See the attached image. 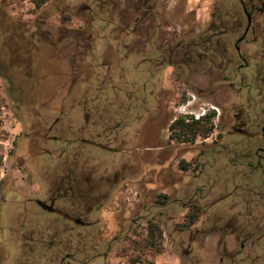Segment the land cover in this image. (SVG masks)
<instances>
[{"label":"rangeland","instance_id":"rangeland-1","mask_svg":"<svg viewBox=\"0 0 264 264\" xmlns=\"http://www.w3.org/2000/svg\"><path fill=\"white\" fill-rule=\"evenodd\" d=\"M163 1L159 0V5H169L168 21L171 22L181 23L183 16L188 23L194 21L195 13L191 11L200 8L198 20L208 23L217 2H221L224 19L234 20L228 17L232 9L225 0ZM135 3L136 0H46L36 9L32 0H0V60L4 61L3 43L9 38L22 36L27 42L35 37L42 39L36 40L38 49L26 54L28 57L22 59V63L15 57L10 59L11 72L14 73L13 67H16L22 73L21 76L15 74L13 102L0 78V230L11 227L6 213L22 208V202L13 193L22 187L20 156L27 139L24 123L31 112L35 113V118L44 116L37 113L38 107L32 106L46 99L28 98L31 86L36 85L41 91L58 87L59 97L43 111L47 117L61 116V111L75 105L73 111L65 113L73 119L74 138L104 143L89 133L103 132L107 128L101 130L100 124H92L88 131L83 130L86 117H104L121 122L119 138L126 141L125 148L135 147L137 132L140 136L143 134L139 137V147L155 148L140 152L139 159L136 156L132 159L130 154H109V159H126L129 168L132 160L136 159L138 165L137 175L127 174V183L112 193L111 203L104 205L98 215L101 221L98 228L107 234L89 238L59 237L54 243L59 246L51 251L50 245L44 243L39 249L38 264H51L52 258L53 264H62L61 260L76 245L90 246L89 255L95 258L88 264H232L227 260L221 262L217 254H221L219 251L225 245L230 250L246 241L244 235L236 242L227 234L233 230H237L238 235L244 234L241 229L245 227H249L247 231L259 227L258 235L264 236V221L258 217H254L255 221L249 220L245 216L248 210L259 213L256 203H260L261 197L256 192L264 190L261 186L250 187L252 170L246 165L233 168L232 160L239 153L232 155L228 151L237 147L241 152L247 141L228 136L229 126L225 124L226 114L236 113L246 103L250 117L260 116L256 100L248 89L255 77L248 72L235 75L242 63L237 57L228 74L210 71L205 66L201 68L207 74L192 78L196 86L189 84V76L176 78L172 69L166 72L152 69L142 61V56H134ZM244 48L251 54L250 58H258L249 60L252 65L264 64L259 44L254 45L250 40ZM28 63L32 66L28 67ZM27 70L33 74L28 75ZM70 86L74 89L69 97ZM151 91L155 92L154 97L150 96ZM211 112H215L214 129L208 139L201 137L197 143L183 146L176 143L171 147L163 141L170 135L167 127L174 117L196 119ZM152 123L154 129L157 128L156 133L162 136L147 140L145 136ZM223 144H228V150ZM49 146L60 148L61 144ZM86 158L90 159L91 166H97L103 164L106 156L90 153L89 157H75V160ZM40 161L35 158L30 164ZM183 162L190 165L189 171H182ZM261 170L257 174H261ZM136 179L142 182L135 184ZM230 194L233 197L216 204ZM165 196L170 200H165ZM166 202L167 205L161 204ZM188 214L191 218H185ZM195 215L199 217L197 222L183 228ZM133 220L138 222L135 226H132ZM152 222L159 226L162 237L156 248H147V229Z\"/></svg>","mask_w":264,"mask_h":264},{"label":"flooded vegetation","instance_id":"flooded-vegetation-1","mask_svg":"<svg viewBox=\"0 0 264 264\" xmlns=\"http://www.w3.org/2000/svg\"><path fill=\"white\" fill-rule=\"evenodd\" d=\"M166 1L173 0H164L163 3ZM225 1L229 2V7L232 9V12L228 13V17H232L234 20L226 21L224 19L221 2H217L213 5L212 20L208 23L198 20L200 8L191 11L195 13L194 21L188 23L186 16H183L184 19L181 23H175L168 21L170 17L169 5H159V0H136L132 21L134 56H142V61L152 66V69L162 70V72L172 69L176 78L191 77L189 81L191 86H196L195 83H192V78L207 74L201 69L204 66L210 71H217L224 75L232 70L236 57L242 62L237 67L235 75L248 72L249 76L255 77L248 89H250L249 93L252 94V98L254 97L256 100V109L260 111V116L254 119L250 117L249 104L247 103L242 104L236 113H227L225 119V124L229 126L227 135L243 138L247 141V146L241 152H238L237 147L228 150V144H223V147L232 155L239 153L232 160L233 168L246 165L252 170L251 179L253 180L250 187L260 188L261 186L264 190V64L260 65L256 62L255 65H252L249 60L258 58L255 56L250 58L251 54H248L247 49L244 48V45L248 46V42L252 40V44L260 45L259 54L264 58V0ZM185 13L186 11L183 10L184 15H186ZM36 40L41 41L42 39L35 37L27 42V38L13 36L3 43L5 58L4 61L0 60V78L6 84L7 93L12 102L15 97L13 87H16L15 82H17L15 74L18 73L21 76L22 73L16 67H13L14 73L11 72L10 59L15 57L20 62L22 59H27L28 55L26 56V54L38 49ZM29 66L31 67L32 63H28ZM27 72L28 75L33 74L31 70H27ZM185 84L187 83L185 82ZM31 88L33 89L27 91L28 98L45 97L46 99L32 106L38 107L37 113L44 116L35 118V113L31 112L30 117L24 123L27 139L24 141L20 156L22 187L19 188V192L13 193L22 202V208L6 213V217L10 218L11 227L0 230V264H38L39 249L45 245L44 243H48L51 251L59 246L54 244L59 237L89 238L106 235L107 233L98 228L101 224L98 215L104 205L111 203L112 193L123 183H127V174L130 172L131 175H137L138 165L135 159L132 160L133 163L129 168L126 159L119 161L109 159V154H130L132 159L134 156L139 159L140 152L155 149L151 145L139 147V137H142L143 134L140 136L138 132L136 133L135 147L125 148L126 141L119 138L121 122L104 117L95 119L86 117L83 127L84 131H88L92 124L94 126L100 124L101 130L107 128V131L89 133L104 143L95 142V139L85 140L95 143L96 146L81 143L80 141L84 138H74L73 119L65 116V113L73 111L75 105L61 111V116L47 117L43 111L47 109L48 104L53 103L59 97L58 87L54 86L47 91L39 90L40 88L36 85ZM73 89L74 86L69 87L67 96H72ZM154 93L151 91L150 96L154 97ZM206 116V114H202L196 116V119L187 116L174 117L167 127L170 135L163 141H166L168 147H171V144L176 145V143L180 146L186 145V143H197L200 136H197L194 142L181 141L173 124L181 118L187 123H192L193 120H201ZM34 118L35 120L31 121ZM153 125L154 123L150 129L148 128L149 132L145 136L147 140L162 136L156 133L157 128L154 129L155 125ZM115 131L117 133H114ZM50 144H61V147L50 148ZM85 147L92 149L88 150ZM90 153L105 155L106 158L102 159L103 164L91 166L88 158L75 160V157H89ZM35 158L38 159V162L41 160L40 163L30 164ZM188 169H182V171L187 172ZM259 170L262 171L261 174H257ZM137 182L141 183L142 181L134 180L135 184ZM256 193L261 197V205L256 203L260 211L255 213L248 210V214L245 216L249 220L255 221L257 219L254 217H258L264 221V192L257 191ZM231 197L233 194L224 197L216 204ZM163 205H167V202ZM137 223V220H133L132 226ZM253 224L250 225V228ZM248 229L249 227L241 229L244 234L238 235L237 230L227 234V236L234 237L236 242L238 237L244 235L243 240L246 243H241L230 250L227 245L223 246L219 251L221 254H217L221 262L227 260L232 264H259L264 261V244L262 243L264 236L258 235L260 234L259 227L257 230L247 231ZM43 238H48V240H43ZM27 243L28 245H26ZM89 249L90 246L86 248L80 245L73 246L61 263L82 262L88 264L92 258H95V256L89 255ZM104 256L107 257V253ZM79 257H83L84 260H79ZM53 262L52 258L51 264Z\"/></svg>","mask_w":264,"mask_h":264},{"label":"trees","instance_id":"trees-1","mask_svg":"<svg viewBox=\"0 0 264 264\" xmlns=\"http://www.w3.org/2000/svg\"><path fill=\"white\" fill-rule=\"evenodd\" d=\"M26 1V0H22ZM33 4L35 5L36 9H40L45 3L46 0H32ZM215 118V113L211 112L206 117H203L201 120H193L192 123H187L183 118L177 120L173 124V128H176L178 131V138L183 142H194L197 136L206 138L210 135L214 129L213 119ZM190 165L186 162H183L182 169L187 170ZM168 197L165 196V199ZM163 205V203H161ZM194 209L201 210V208L197 206H192ZM192 209V208H191ZM199 214V213H197ZM191 218V215L188 214L186 218ZM198 215L193 216L188 226H182L183 228L191 227L192 223H196L198 220ZM148 238L145 243L147 248H156L158 246V239L162 237V232L159 229L157 224L153 222L149 224L148 229Z\"/></svg>","mask_w":264,"mask_h":264},{"label":"water","instance_id":"water-1","mask_svg":"<svg viewBox=\"0 0 264 264\" xmlns=\"http://www.w3.org/2000/svg\"><path fill=\"white\" fill-rule=\"evenodd\" d=\"M80 142H81V143H84V144H91V145L96 146L95 143H92V142H90V141H88V140H85V139L81 140ZM97 146H99V147H101V148H106V147H104V146H102V145H97ZM106 149H108V148H106ZM111 150H112V149H111ZM113 151H114V150H113ZM43 207H45V206L43 205Z\"/></svg>","mask_w":264,"mask_h":264}]
</instances>
